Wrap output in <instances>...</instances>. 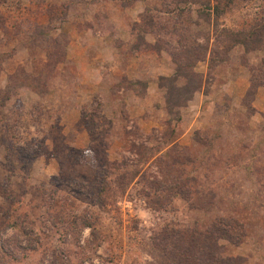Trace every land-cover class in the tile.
Here are the masks:
<instances>
[{"label":"rangeland","instance_id":"1","mask_svg":"<svg viewBox=\"0 0 264 264\" xmlns=\"http://www.w3.org/2000/svg\"><path fill=\"white\" fill-rule=\"evenodd\" d=\"M211 1L0 0V264H264V0Z\"/></svg>","mask_w":264,"mask_h":264},{"label":"trees","instance_id":"2","mask_svg":"<svg viewBox=\"0 0 264 264\" xmlns=\"http://www.w3.org/2000/svg\"><path fill=\"white\" fill-rule=\"evenodd\" d=\"M191 1L210 10L207 13L210 16L213 14L219 16L223 13L220 5L213 4L211 0ZM238 35H243L244 39L235 38V40L238 43H243L248 51L251 49L253 51L261 50L263 38L257 36L254 28L239 32ZM244 236L242 224L230 217L216 221L212 227L199 232V235L192 234L190 238L187 234H181L179 231L165 229L158 233L155 243L171 256L174 264H240L237 258L222 256L218 252L220 249L219 240L224 239L238 245L243 242Z\"/></svg>","mask_w":264,"mask_h":264}]
</instances>
